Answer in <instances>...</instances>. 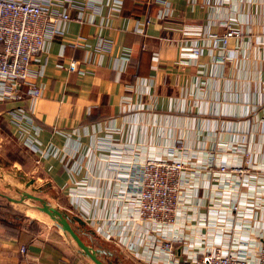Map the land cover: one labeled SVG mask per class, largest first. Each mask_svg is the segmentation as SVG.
I'll return each mask as SVG.
<instances>
[{
	"label": "crops",
	"instance_id": "1",
	"mask_svg": "<svg viewBox=\"0 0 264 264\" xmlns=\"http://www.w3.org/2000/svg\"><path fill=\"white\" fill-rule=\"evenodd\" d=\"M227 22L243 36L223 44L218 38ZM100 38L110 42L109 50H97ZM194 46L200 54L183 64L182 49ZM125 52L130 60L120 71ZM73 60L76 71L68 69ZM43 65V75L33 78L42 95L0 103V124L18 139L9 110L32 109L43 146L60 150L39 162L42 190L68 215L113 221L121 212L120 184L97 150L106 134L115 146L140 149L142 157L180 144L231 161L238 155L233 147L240 146L251 152L253 172L264 176V0H124L119 11L105 5L94 21L71 20L63 36L49 40L32 69ZM74 152V161L82 162L77 175L63 159ZM75 181L84 187L74 190ZM199 205L203 211L205 197ZM122 224L138 241L141 225ZM48 225L33 236L28 230L10 234L0 224V264H96L61 228ZM94 234L79 231L90 246L105 241Z\"/></svg>",
	"mask_w": 264,
	"mask_h": 264
},
{
	"label": "built area",
	"instance_id": "2",
	"mask_svg": "<svg viewBox=\"0 0 264 264\" xmlns=\"http://www.w3.org/2000/svg\"><path fill=\"white\" fill-rule=\"evenodd\" d=\"M123 2L0 0V103L39 98L42 90L33 78L43 75L44 65L34 71L32 63L44 53L48 41L63 36L71 20L94 21L103 6L119 11ZM224 26L227 30L218 38L223 44L243 36L241 28L229 22ZM96 47L106 51L111 44L100 38ZM182 50L183 64L201 52L196 46ZM129 60L130 53L125 52L118 70L123 71ZM68 69L76 71L77 62H70ZM9 115L18 129V140L38 156V163L60 153L53 145L43 146L31 108L11 109ZM96 144L120 184L121 212L113 221L80 216L93 233L137 264H264V176L253 172L250 151L233 147L238 155L224 161L215 151L180 144L142 157L140 149L115 146L111 134L99 137ZM63 159L69 173H80L82 162L74 161L75 152ZM259 171L264 174V165ZM205 178L209 191L201 194ZM84 185L75 181L73 189ZM71 195L77 196L75 192ZM201 197H205L203 211ZM123 222L141 225L138 241L131 239ZM111 224L115 228L107 229ZM20 251L26 254L27 247L22 245Z\"/></svg>",
	"mask_w": 264,
	"mask_h": 264
},
{
	"label": "rangeland",
	"instance_id": "3",
	"mask_svg": "<svg viewBox=\"0 0 264 264\" xmlns=\"http://www.w3.org/2000/svg\"><path fill=\"white\" fill-rule=\"evenodd\" d=\"M40 176L41 170L34 154H32V152L18 139L14 138L12 133L5 126L0 124V194L5 196L4 198L0 196V204L4 205V207L0 208V218L6 217L11 219L14 212H20L27 217L26 222L29 220L35 221L38 225L39 231L43 228L42 225L48 227V224H50V226H58L48 214L39 209V207L42 206L40 201L25 198L24 201L27 203L20 205V203L9 201L7 199V197L21 199L25 193H29L43 198L48 204L59 209L55 198L51 199L50 195L43 192L42 187L44 186L43 183L45 181L40 179ZM84 225L90 229L85 222ZM88 229L87 231L91 230ZM79 231L80 230H78V232ZM90 233L92 232L90 231ZM66 234L69 238H72L68 233ZM94 235L96 236V234ZM99 240L96 241V246L93 247H103L104 250L110 253L109 256L102 255L100 257L99 255L105 263L137 264L134 259L129 257L114 244L107 243L101 239ZM73 241L77 245L75 240Z\"/></svg>",
	"mask_w": 264,
	"mask_h": 264
},
{
	"label": "water",
	"instance_id": "4",
	"mask_svg": "<svg viewBox=\"0 0 264 264\" xmlns=\"http://www.w3.org/2000/svg\"><path fill=\"white\" fill-rule=\"evenodd\" d=\"M25 198L40 201L42 203V206H40L39 209L48 214L56 222L59 228H61L65 233H68L73 238V240H75L81 252L88 256L93 262H95L96 264H107L99 257V255L103 253L104 250L101 248H94L93 246L86 244V242L80 237L79 233L74 229L67 213L51 206L43 198L29 193H25L21 197V199L8 197L10 201L16 203L24 202ZM75 220L79 224L84 223L80 217H75Z\"/></svg>",
	"mask_w": 264,
	"mask_h": 264
},
{
	"label": "trees",
	"instance_id": "5",
	"mask_svg": "<svg viewBox=\"0 0 264 264\" xmlns=\"http://www.w3.org/2000/svg\"><path fill=\"white\" fill-rule=\"evenodd\" d=\"M0 196H2V198L5 197L2 194H0ZM7 199H8V197H7ZM2 207H4V205L0 204V208H2ZM68 216H69V219H70L74 229L78 232L77 227L74 226V222H77L75 220V217L70 216V215H68ZM26 219H27V217L24 214H22L20 212H14V214H13L11 219H8L6 217H1L0 218V224H1L2 227H4L5 231L10 233V234H15L16 235V234H19L20 232H22L24 230H28L29 232L32 233L33 236L37 235L39 233V229H38L37 223L35 221H31L29 223V225H26V224H24V221ZM79 226H80V229L82 227V231H85L88 235L93 233L90 229L89 230L92 233H90V231H87L86 225H84V223L83 224H79Z\"/></svg>",
	"mask_w": 264,
	"mask_h": 264
}]
</instances>
